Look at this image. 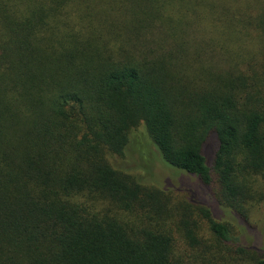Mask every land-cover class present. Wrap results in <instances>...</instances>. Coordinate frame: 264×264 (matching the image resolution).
Listing matches in <instances>:
<instances>
[{
    "label": "trees",
    "instance_id": "16d2710c",
    "mask_svg": "<svg viewBox=\"0 0 264 264\" xmlns=\"http://www.w3.org/2000/svg\"><path fill=\"white\" fill-rule=\"evenodd\" d=\"M137 144L264 201V0H0V264H264Z\"/></svg>",
    "mask_w": 264,
    "mask_h": 264
},
{
    "label": "rangeland",
    "instance_id": "374dc122",
    "mask_svg": "<svg viewBox=\"0 0 264 264\" xmlns=\"http://www.w3.org/2000/svg\"><path fill=\"white\" fill-rule=\"evenodd\" d=\"M134 132L139 136L144 131L140 126ZM144 158L147 159V163L142 161ZM131 161L133 164H139V168L134 173L135 176L143 178L144 182L158 189L177 193L183 199H186V196L190 197L194 203L205 204L216 219L231 226L240 245L264 250V201L260 204L248 205L246 216L243 219L232 211L217 206L212 196L213 187L211 189L202 188L196 179L161 165L147 146L141 149L138 144L135 145ZM121 163L125 166L129 165L126 159Z\"/></svg>",
    "mask_w": 264,
    "mask_h": 264
}]
</instances>
